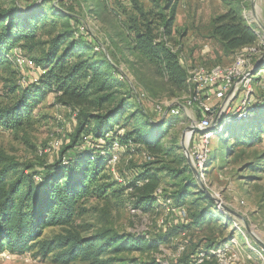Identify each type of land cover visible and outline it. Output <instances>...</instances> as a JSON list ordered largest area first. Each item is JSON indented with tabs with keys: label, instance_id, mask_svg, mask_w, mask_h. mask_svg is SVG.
Returning <instances> with one entry per match:
<instances>
[{
	"label": "rangeland",
	"instance_id": "rangeland-1",
	"mask_svg": "<svg viewBox=\"0 0 264 264\" xmlns=\"http://www.w3.org/2000/svg\"><path fill=\"white\" fill-rule=\"evenodd\" d=\"M159 2L163 4L162 0ZM138 3L145 8L151 7L147 0H138ZM172 3L175 5V19L169 45L187 73L198 66L209 69L226 66L233 61L235 52L225 51L219 42L210 37L212 19L221 15L228 4L247 26L258 31L264 39V0H172ZM16 4L22 13L40 5L50 7L55 4L71 15L70 23L76 38L103 47L127 76L142 112L151 123L144 129L146 137H152L151 141L158 140L162 145L159 156L149 154L135 143L117 150L111 147L110 154L106 155L99 148L109 147L108 142L93 140L84 133L74 149L63 152L74 138L79 109L57 104L54 93H49L34 107L30 126L18 131L0 128V153L22 165H30L27 173L43 171L45 166L54 164L62 155L69 160L76 157V152L93 148L106 158V170L111 181L117 183L116 189H123L146 168L156 170L161 179L156 195L158 201L152 211L144 212L136 208L131 190H125L121 196L87 198L77 203L72 225L47 227L42 239L50 240L67 231L89 237L111 230L121 235L158 240L154 241L158 249L152 252L103 253L98 259L102 264H195L200 254L208 256V252L217 249L221 253L204 257L202 264H264V248L261 246L264 245V128L257 132H253L255 128H250L246 134L233 125L231 130L235 136H231L230 131L226 136H219L213 126L209 130L213 135L204 144L207 155L205 167L198 170L194 168L190 153L197 132H191V140L187 139L188 132L190 127H198L201 118L213 119L214 115L208 110L215 105L213 112L217 115L220 103L212 101L197 111L189 109L180 110L176 115L170 113L171 108L183 105L189 90L171 87L165 79L156 76L153 68L145 65L141 57L127 49L126 26L128 19L135 15L130 0H0V11ZM63 30L61 19L49 17L39 28L38 44L30 49H13L8 54V60L11 61L17 54L33 61L40 59L50 41ZM255 45L258 48L263 46L264 50V40L262 44L259 40ZM12 70L15 72L16 69L12 67ZM35 72L28 69L20 73L16 70V74L9 75L0 71V108L12 104L19 96L17 92L30 86L32 76L37 74ZM11 88H15L16 92L11 93ZM252 88L253 103L257 102V98H264V83H254ZM240 98L234 99L229 108L237 107ZM128 105L115 127L119 135L133 130L134 119L128 115L132 108H136L135 99L128 100ZM242 125V122L239 123V126ZM250 136L255 138L250 139ZM243 137L251 141L243 144L240 141ZM108 138L111 136L108 135ZM180 157L186 159L195 182L188 190L190 194L185 203L176 207L170 196L184 183L185 177H190L187 173L175 176L182 169ZM201 194L211 200L213 219L202 230L189 228L170 236L175 227L188 225L191 202L196 197L200 198ZM199 201L201 205L206 202ZM218 215L224 218L219 219ZM164 236L166 238L160 241V237ZM3 253L8 252L0 254ZM20 256L15 255L11 260L0 258V264H61L56 262L53 253L43 256L36 250L27 252L22 255L28 258L27 262ZM69 264L93 263L77 259Z\"/></svg>",
	"mask_w": 264,
	"mask_h": 264
},
{
	"label": "trees",
	"instance_id": "trees-1",
	"mask_svg": "<svg viewBox=\"0 0 264 264\" xmlns=\"http://www.w3.org/2000/svg\"><path fill=\"white\" fill-rule=\"evenodd\" d=\"M147 1L151 4L149 8L139 4L138 0H130L135 15L128 19L126 26L127 49L131 54L141 57L143 63L153 68L154 74L165 79L171 87L185 90L187 71L169 45L175 5L172 0H162L161 5L159 0ZM227 6L225 13L212 19L210 37L231 53L254 45L258 41L255 31L245 24L230 4ZM52 16L61 19L64 30L50 41L42 57L34 60L36 65L45 70V74L37 84L18 91L19 96L12 104L0 108V128L18 131L30 126L34 107L49 93H54L57 104L79 109V123L74 138L63 152L74 149L78 138L86 133L93 140L108 142L109 147L99 148L106 155L110 154L112 144L116 141L125 148L135 143L149 154L159 156L162 145L158 140L151 141L152 137H146L144 129L151 123L142 112L127 76L103 47L76 38L70 23L72 16L55 4L50 7L40 5L24 13L17 4L0 11V71L14 75L16 70L8 60L9 52L37 45L39 28ZM97 46L99 50L95 51ZM10 91L15 93L16 89L11 88ZM132 98L136 101V108H132L128 116L134 119L133 130L119 135L116 124L128 109V100ZM255 105L256 109L250 118L225 124L224 131L217 135L226 136L227 131L232 132L233 125L245 133L250 128H255L253 132L263 129L264 98H257ZM241 122L243 125L239 126ZM234 133L231 136H235ZM253 138L255 136H250V139ZM240 141L247 144L251 140L243 137ZM75 156L67 160L62 155L54 164L45 166L43 171L27 173L31 169L30 165H22L0 153V253L6 251L15 256L36 250L43 256L53 253L56 262L61 264H69L77 259L102 264L98 259L103 253L118 255L123 252L146 253L157 250L156 239L121 235L111 230L89 237L67 231L50 240L42 239L47 227L72 225L77 203L87 198L121 196L125 190H131L134 206L144 212L152 211L158 201L156 195L161 179L156 170L146 168L137 173L134 180L123 189H116L118 185L111 181L106 170V158L101 157L100 151L87 148L76 152ZM179 162L182 169L175 176L187 173L190 177H185L184 183L170 196L176 207L185 203V198L190 194L188 190L195 182L186 159L180 157ZM200 196L191 202L188 225L175 227L170 236L189 228L202 230L213 219L211 200L202 194ZM199 200L206 202L201 205ZM218 217L224 218L221 215ZM165 238L160 237L159 240Z\"/></svg>",
	"mask_w": 264,
	"mask_h": 264
},
{
	"label": "built area",
	"instance_id": "built-area-1",
	"mask_svg": "<svg viewBox=\"0 0 264 264\" xmlns=\"http://www.w3.org/2000/svg\"><path fill=\"white\" fill-rule=\"evenodd\" d=\"M255 33L258 41L260 40L262 44L263 37L261 38V34L258 31H255ZM262 47L258 48L255 44L242 47L235 51L233 61L229 65L215 66L209 69L198 66L187 73L186 86L189 90V96L183 105H177L169 110L172 115L178 114L180 110L188 111L193 109L197 111L208 102L220 103L217 115L213 112L216 109L215 105L208 110L210 114L214 115L213 119L203 117L199 121L198 127L206 130V132L202 134L196 133L195 136L197 137L193 139L190 153L194 168L202 170L205 167L207 155L204 153V144L212 137L213 133L209 130L213 126L216 127L217 133H221L225 124L247 120L256 109V105L253 103L252 87L254 83L259 85L264 83V50ZM98 50L99 48L95 47V51ZM11 62L20 73H24L28 69L36 71L35 74H37L32 76L33 79L30 85L37 84L40 77L45 74V70L41 66L19 54L15 55ZM22 83L25 84L24 81ZM240 96L241 98L238 100L240 104L234 109H230L229 104ZM192 136L190 133V140ZM120 148L121 146L118 142L114 141L112 149L117 150ZM208 253V256L210 254L216 255L220 254L221 250L217 249ZM206 256L200 254L195 264H202ZM12 257L15 256L8 253L0 254V258L4 260H11ZM20 257L23 256L21 255ZM23 259L25 262L28 261L27 257H23Z\"/></svg>",
	"mask_w": 264,
	"mask_h": 264
},
{
	"label": "water",
	"instance_id": "water-1",
	"mask_svg": "<svg viewBox=\"0 0 264 264\" xmlns=\"http://www.w3.org/2000/svg\"><path fill=\"white\" fill-rule=\"evenodd\" d=\"M194 133V132H199V133H205L206 132V130H202V129H200L199 127H190V131H189V133ZM185 149V148H184ZM190 165H191V168L193 167V165L190 163ZM193 169V168H192ZM205 194H207V193H205ZM226 210L228 211V212H230V213H232V214H234V212L233 211H231L230 209H227L226 208ZM262 246V248H264V245H261Z\"/></svg>",
	"mask_w": 264,
	"mask_h": 264
},
{
	"label": "crops",
	"instance_id": "crops-1",
	"mask_svg": "<svg viewBox=\"0 0 264 264\" xmlns=\"http://www.w3.org/2000/svg\"><path fill=\"white\" fill-rule=\"evenodd\" d=\"M227 6V5H226ZM228 7V6H227ZM227 7L225 8V10H224V12L223 13H225L226 12V10H227ZM222 13V14H223ZM263 31H264V29H262ZM262 30H261V32H262ZM262 34H263V32H262Z\"/></svg>",
	"mask_w": 264,
	"mask_h": 264
},
{
	"label": "bare ground",
	"instance_id": "bare-ground-1",
	"mask_svg": "<svg viewBox=\"0 0 264 264\" xmlns=\"http://www.w3.org/2000/svg\"><path fill=\"white\" fill-rule=\"evenodd\" d=\"M189 135H190V134H189V132H188V137H187V139L189 138Z\"/></svg>",
	"mask_w": 264,
	"mask_h": 264
}]
</instances>
